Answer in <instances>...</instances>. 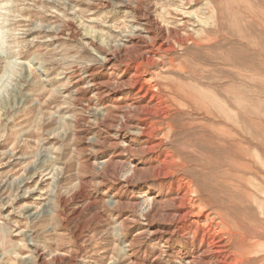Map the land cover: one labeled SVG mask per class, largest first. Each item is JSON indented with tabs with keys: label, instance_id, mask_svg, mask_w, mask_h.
<instances>
[{
	"label": "rangeland",
	"instance_id": "obj_1",
	"mask_svg": "<svg viewBox=\"0 0 264 264\" xmlns=\"http://www.w3.org/2000/svg\"><path fill=\"white\" fill-rule=\"evenodd\" d=\"M0 264H264V0H0Z\"/></svg>",
	"mask_w": 264,
	"mask_h": 264
}]
</instances>
